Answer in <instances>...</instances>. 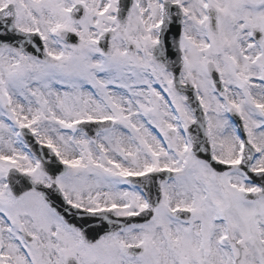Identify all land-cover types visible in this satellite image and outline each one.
<instances>
[{
    "label": "snow or ice",
    "instance_id": "snow-or-ice-1",
    "mask_svg": "<svg viewBox=\"0 0 264 264\" xmlns=\"http://www.w3.org/2000/svg\"><path fill=\"white\" fill-rule=\"evenodd\" d=\"M0 264H264V0H0Z\"/></svg>",
    "mask_w": 264,
    "mask_h": 264
}]
</instances>
